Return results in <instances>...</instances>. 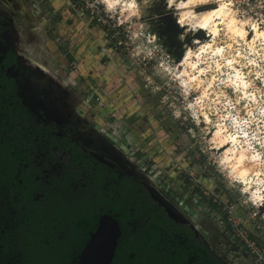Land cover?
Here are the masks:
<instances>
[{
	"label": "rangeland",
	"instance_id": "obj_1",
	"mask_svg": "<svg viewBox=\"0 0 264 264\" xmlns=\"http://www.w3.org/2000/svg\"><path fill=\"white\" fill-rule=\"evenodd\" d=\"M220 1L213 4L210 0L205 10ZM127 2L122 0L109 9L97 7L96 0H16L17 45L32 65H38L44 79L60 82L76 108L108 133L132 164L147 170L145 175L155 187L170 193L176 207L193 218L208 208L224 219L232 243L243 250L238 249L237 256L247 253L255 263L264 264L260 257H264V143L257 142L264 141V39L241 37L247 26L238 22L237 10L231 9L232 20L226 17L218 23L212 46L222 47L221 55L199 53L200 44L194 40L209 39L207 32L193 27L194 18L181 21L186 27L175 40L183 53L191 49L195 53L192 60L204 69L196 88V81L178 76L184 66L171 54L176 51L171 47L175 41L165 23L180 20L186 10L177 9L166 17L172 11L167 7L161 9L156 3L147 7L141 0L138 9H127ZM256 16L264 19L258 10ZM227 58L235 61L234 68L249 85L245 94L241 87L235 91L230 82L235 71L226 64ZM186 69L197 73V69ZM221 79L230 84L231 97L220 86ZM204 89L211 95H203ZM240 97H244L241 106L233 108ZM241 109L251 121L247 126L240 124ZM185 113L191 121L189 127H185ZM217 126L222 137L228 133L238 136L232 146L238 151L228 163L213 141ZM236 160L239 167L233 164ZM239 173H245V178ZM245 240L254 241L257 255Z\"/></svg>",
	"mask_w": 264,
	"mask_h": 264
},
{
	"label": "flooded vegetation",
	"instance_id": "obj_2",
	"mask_svg": "<svg viewBox=\"0 0 264 264\" xmlns=\"http://www.w3.org/2000/svg\"><path fill=\"white\" fill-rule=\"evenodd\" d=\"M16 4L0 0V264L27 261L12 245L19 217L15 214L30 201L41 207L64 204L57 242L50 250L64 252L59 264L79 263L105 217L119 231L108 264H259L247 253L237 256L243 250L232 243L224 219L208 208L195 218L182 212L168 191L146 178L147 170L138 169L108 133L90 123L59 81L44 79L17 45ZM77 201L86 203L85 230L70 226Z\"/></svg>",
	"mask_w": 264,
	"mask_h": 264
},
{
	"label": "snow or ice",
	"instance_id": "obj_3",
	"mask_svg": "<svg viewBox=\"0 0 264 264\" xmlns=\"http://www.w3.org/2000/svg\"><path fill=\"white\" fill-rule=\"evenodd\" d=\"M97 7H100V5H106L109 9L113 7L114 2H118V0H96ZM141 0H128L126 4L127 9H138L139 4ZM210 0H143V3L147 7H151L153 3H156L158 7L163 9L164 7H167L168 9H171L172 11H169L165 13L166 17H172L173 12L177 9H184V8H190L191 12L194 14H199L202 11L205 10V7L209 4ZM213 4L215 3V0H212ZM221 8L227 9L231 11V9H236V16L238 22H242L244 25L247 26L245 29L243 35L248 40H251L254 33H261L264 35V19H262L260 16H256V11L258 10L262 16H264V0H222ZM242 9V11H241ZM216 11H220V8H216ZM137 13L132 12L131 15L135 16ZM252 17H256L255 20L252 19ZM165 23L167 24L168 31L172 35L173 41H175L171 47L176 49L175 52L171 53L172 55L176 56L177 61L180 60V57L183 56L185 60L188 59L187 56H184L183 50L181 49L180 42L176 41V35L178 33H183L184 29L186 27L185 24L181 23L180 20L171 19L166 20ZM203 34L201 33V36ZM183 40L184 38L181 37ZM185 43L188 44V47H191V42L185 40ZM196 43H199L197 40ZM207 47V45H205ZM230 47V46H229ZM217 51H223V49L218 48ZM237 56H239V53H236ZM229 64L235 63L234 60L228 61ZM250 63V62H249ZM220 86H222L225 91L227 92V96L231 97L233 94V91L231 89V86L229 83H226L223 79L220 80ZM257 84H259V80H257ZM211 86V85H210ZM29 88L34 87L32 84L28 85ZM199 85H196V88H199ZM247 87V86H246ZM219 90V87L216 89ZM238 91V89H237ZM206 94L211 95V93H207V90L205 89ZM264 95V91L261 93ZM221 95H224V92H221ZM193 96H189V99H192ZM244 97H240L237 99L233 105H231L233 108L241 106L242 100ZM213 100L216 104L220 103V100L217 97H213ZM189 108L192 107L191 104L187 105ZM177 116H180V112L176 113ZM241 119L240 124L248 125L251 123L250 120H248L246 117H244L243 109H241ZM225 119H227L225 117ZM184 121H185V127H189L191 125V121L188 119L187 113L184 114ZM231 127V125H230ZM242 134L247 136L248 133L246 131L241 130ZM258 143H264V141H260L258 139ZM245 192H247V189H245Z\"/></svg>",
	"mask_w": 264,
	"mask_h": 264
},
{
	"label": "trees",
	"instance_id": "obj_4",
	"mask_svg": "<svg viewBox=\"0 0 264 264\" xmlns=\"http://www.w3.org/2000/svg\"><path fill=\"white\" fill-rule=\"evenodd\" d=\"M52 192L53 194H51L55 196V190H52ZM75 204L77 207L75 213L77 215L74 223L70 226L75 227L76 229L85 230L89 225V220L86 217L84 206L86 203L77 201ZM62 205L64 206V204ZM62 205L57 204L56 202H50V205L41 207L38 202L30 201L25 209L19 210L18 213L16 212L15 215H19L17 218L18 227L17 234L14 235L15 243L12 246L14 247V252L20 254L19 258L28 261H26L25 264H59L57 260L60 259L64 252L55 249L53 251L50 250L54 247L55 242H57L55 239L57 234L56 231L59 226L58 221H60L65 213ZM24 210L26 213L22 214ZM22 220L29 221V224L32 221L34 222L25 228L24 225L21 224ZM21 228L25 230V232L22 231ZM48 228L51 229L49 232L41 230ZM46 246L47 252L45 253L43 249Z\"/></svg>",
	"mask_w": 264,
	"mask_h": 264
},
{
	"label": "bare ground",
	"instance_id": "obj_5",
	"mask_svg": "<svg viewBox=\"0 0 264 264\" xmlns=\"http://www.w3.org/2000/svg\"><path fill=\"white\" fill-rule=\"evenodd\" d=\"M120 1H122V0H118V2H114L113 4H119ZM221 2L222 1H220L216 7H213V8L208 9V10L206 9L205 11H203V12H201L199 14H194L191 11H188L190 8H184L186 11H184V12H182L180 14V21L184 22V21L188 20V18H190V17L194 18L195 20L193 21L194 22V26L193 27H195L198 32H200V31L201 32L202 31L203 32H207V37L209 39H207V40H198L199 43H197V44H200V46L198 47V49L200 50L199 53H206V52L209 51V52H211L214 55L218 54L220 52L219 54L221 55L222 51H217V49L218 48L222 49V47H220V46L212 47L213 46V42H214L215 37H216L217 32H218V27L217 26H218V23L222 22L226 17H228L229 20H232L231 13H229V11L227 9H223V8L220 7ZM216 8H220V11H216L215 10ZM184 9H182V10H184ZM189 20H191V19H189ZM243 36L244 35L242 34L241 37H243ZM257 37H261V38L264 39V35H262L261 33H254L253 38H251V41L254 38H257ZM196 41H197V39L194 40L195 43H196ZM205 45H207V47ZM199 53L197 54V58L199 57ZM184 56H187L188 59L185 60L183 58V56L181 57L180 65H183L184 67H183L182 71L179 72L178 76L179 77L187 76V82L188 81L189 82L190 81H196L197 84L199 85V83L201 81L200 76H201V73L204 71V69L198 64V62L196 60L195 61L192 60V57H195V53L193 54L191 49H187L184 52ZM226 60H227L226 64L229 66V68L232 69L233 71H235L234 75L231 76V79H229L230 82L235 87V91H237V89L239 90V88L241 87V91L240 92L245 94L246 93V88H247L246 86H249V85L243 79L241 73L238 72L234 68L233 64H229L228 63V61L232 60V58H227ZM215 64H216V67L220 66L218 61H216ZM187 67H189L191 70L197 69V73L196 74L189 73L188 70L186 69ZM195 72H196V70H195ZM212 79H213V77H212ZM212 79H211L209 85L212 84ZM206 89H208V88H206ZM202 94L203 95L206 94L205 89L202 91ZM202 116H204L206 121L209 122V116L206 113H203ZM221 132H222V130H221V128L219 126H217L216 129L213 130V134H214L213 141H214L215 147L220 148L221 150H223L224 154L222 155V157H224L223 159L225 161H227V163H228V159H232V156L234 154H236V152L238 151V150L232 149L233 148L232 147L233 143L237 142V140H238V136H237V134H233L232 135L231 133H228L227 135L222 137L221 136ZM239 163H240L239 160H236V162L233 163V164H235L236 166L238 165L237 167H239ZM227 165H229V164H227ZM225 167H226V165H225ZM244 174L243 173H239V177L241 179L245 178ZM247 186H248V184H247ZM256 197L258 198L259 196H256Z\"/></svg>",
	"mask_w": 264,
	"mask_h": 264
},
{
	"label": "water",
	"instance_id": "obj_6",
	"mask_svg": "<svg viewBox=\"0 0 264 264\" xmlns=\"http://www.w3.org/2000/svg\"><path fill=\"white\" fill-rule=\"evenodd\" d=\"M197 35L200 36V34ZM145 176L151 181L149 176ZM118 232L116 222L110 217H105L82 250L78 264H108Z\"/></svg>",
	"mask_w": 264,
	"mask_h": 264
},
{
	"label": "built area",
	"instance_id": "obj_7",
	"mask_svg": "<svg viewBox=\"0 0 264 264\" xmlns=\"http://www.w3.org/2000/svg\"><path fill=\"white\" fill-rule=\"evenodd\" d=\"M245 244L247 245V248L251 250V252L255 253L256 255L258 254L256 249L253 247L254 241L249 242V241L245 240ZM260 257L264 261V257L261 255H260Z\"/></svg>",
	"mask_w": 264,
	"mask_h": 264
}]
</instances>
